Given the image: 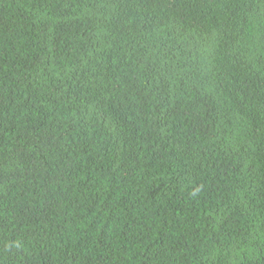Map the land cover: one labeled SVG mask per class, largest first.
I'll use <instances>...</instances> for the list:
<instances>
[{
    "label": "trees",
    "instance_id": "1",
    "mask_svg": "<svg viewBox=\"0 0 264 264\" xmlns=\"http://www.w3.org/2000/svg\"><path fill=\"white\" fill-rule=\"evenodd\" d=\"M0 264H264V0H0Z\"/></svg>",
    "mask_w": 264,
    "mask_h": 264
}]
</instances>
